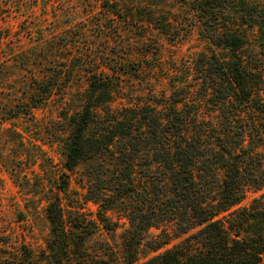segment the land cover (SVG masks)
<instances>
[{
    "label": "rangeland",
    "instance_id": "1",
    "mask_svg": "<svg viewBox=\"0 0 264 264\" xmlns=\"http://www.w3.org/2000/svg\"><path fill=\"white\" fill-rule=\"evenodd\" d=\"M130 1L135 3L134 10L138 9L135 14L143 16L145 21L147 11L151 10L156 18L165 17L172 25L165 29L158 25H138L139 36L132 37L116 35L119 28L110 29L112 35L102 37L99 28H94L91 36L95 37L88 40L79 37V32L90 26L81 19L68 34L54 31L57 25L53 19L41 23L35 20L36 16L53 15L61 7L71 11L77 0H0L3 34L0 42V264H52L54 256L63 258L67 264H98L99 260L108 258L114 263L126 264L124 240L130 229L128 215L142 204L145 195L142 185L156 181L158 176L147 169L154 151L151 146H141L143 151L138 157L141 173L137 179L140 186L133 197L128 195L127 188L119 186L124 173L108 160H86L72 172L65 170L72 132L69 118L82 108L88 87L87 71L97 66V71L102 70L118 80L113 111L136 107L141 113L149 108L166 114L170 102L180 98L189 102L185 107L187 115L193 118L196 114L198 129H202L203 120L216 122L217 115L222 114L217 107L218 94L206 88L203 69L208 66L206 59H212V52L220 60H230L233 53L210 40L208 30L201 26L188 4L194 0ZM141 9L146 14L139 13ZM5 10L14 13L4 18ZM141 31L148 36L146 40L140 39ZM42 42L46 47L40 46ZM251 42L242 52L245 58L257 54L256 58L260 59L263 78L257 84L263 106L264 50L255 41ZM91 44L92 54L86 51ZM48 50L51 54L46 56ZM80 53L85 54L83 58ZM28 62H31L29 67ZM200 65L202 76L197 73ZM36 69L53 74L52 92L45 100H41V95L34 98L36 81L32 72ZM186 96L189 101L184 99ZM258 116L246 142L251 155L258 151L264 153V113ZM245 124H249L247 120L241 127ZM236 128V131L244 130L239 124ZM95 130L96 126L91 127L89 134ZM256 159L264 167V155L254 156V162ZM201 169L197 172L200 179ZM205 175L209 184L216 186L211 181V173ZM155 192L153 188L149 192L154 199ZM263 195L264 187L248 188L245 200L238 207H249ZM54 201L63 207L65 224L73 241L69 252L63 249L54 252L50 248L53 235L48 207ZM106 210L113 224L112 231L104 228L98 219V214ZM165 228L173 240L163 249L152 251L146 244L164 239ZM174 230V225L164 223L151 228L135 264L180 243L185 236L175 237ZM85 235V242L77 246L76 242Z\"/></svg>",
    "mask_w": 264,
    "mask_h": 264
},
{
    "label": "trees",
    "instance_id": "2",
    "mask_svg": "<svg viewBox=\"0 0 264 264\" xmlns=\"http://www.w3.org/2000/svg\"><path fill=\"white\" fill-rule=\"evenodd\" d=\"M77 1L71 11L68 7H61L53 15L36 16L35 20L41 23L53 19L57 25L54 31L68 34L81 19L90 26L81 30L79 37L88 40L95 37L91 36L94 28H99L102 37L112 35L110 29L113 28H119L116 35L132 37L139 36L136 33V28L140 29L138 25H158L163 29L172 25L165 17L156 18L151 10L147 11L145 21L143 16L135 14L138 9L134 10L135 3L130 0ZM188 4L201 26L208 30L210 40L233 53L230 60H220L212 52V59H206L208 66L203 69L207 90L219 97L217 107L222 114L217 115V121L203 120L202 129H198L196 114L193 118L188 116L185 107L189 102L180 98L170 102L166 114L149 108L141 113L136 107L113 111L118 80L102 70L97 71L95 66V70L87 71L88 87L82 108L69 118L72 132L64 167L72 172L83 161L108 160L124 173L125 178H120L119 186L127 188L128 195L133 197L140 186L137 179L141 173L138 158L143 151L141 146L153 148L147 169L158 176L151 185H142L145 194L142 204L128 215L130 229L124 240L126 264L137 262L146 233L162 223L174 225L175 237L181 235L185 238L141 264H264V195L249 207H238L245 200L248 188L259 190L264 187V167L260 160L254 162V156L264 153L252 151L251 155V149L246 146L258 114L264 113V104L260 103L261 88L257 84L263 75L257 54L245 58L242 52L252 40L264 50V0H194ZM2 13L6 18L14 11ZM139 13L146 14L145 9ZM97 15L99 17L94 22ZM120 24L128 26L122 28ZM147 37L142 35L140 39L146 40ZM2 39L0 32V42ZM40 46L46 47V44L42 42ZM93 50L92 44L86 49L91 54ZM50 54L48 50L46 56ZM79 55L83 58L85 54ZM30 65L28 62V67ZM197 73L202 76L201 65ZM32 75L36 81L34 98L41 95V100L47 99L52 92L53 74L36 69ZM184 99L189 101L190 98L186 96ZM246 120L249 124L241 127ZM237 124L244 130L236 131ZM93 126L96 130L89 134ZM199 169L202 179L198 178ZM205 173H211V181L216 186L209 184ZM217 177H221L220 180ZM157 179L158 183L161 182L160 188ZM66 185L62 189L65 190ZM151 188L157 193L156 199L149 193ZM106 213L107 210L101 211L98 219L104 228L112 231L113 224ZM48 216L53 235L51 250L69 252L73 241L58 201L50 203ZM163 235L164 239L148 242L149 249L161 250L173 240L167 228ZM86 237L81 236L76 245L84 243ZM53 260L52 264H67L63 258L54 256ZM98 264L119 263L108 258L99 260Z\"/></svg>",
    "mask_w": 264,
    "mask_h": 264
}]
</instances>
